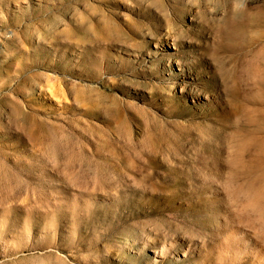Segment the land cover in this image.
<instances>
[{"label":"rangeland","instance_id":"1","mask_svg":"<svg viewBox=\"0 0 264 264\" xmlns=\"http://www.w3.org/2000/svg\"><path fill=\"white\" fill-rule=\"evenodd\" d=\"M0 264H264V0H0Z\"/></svg>","mask_w":264,"mask_h":264}]
</instances>
